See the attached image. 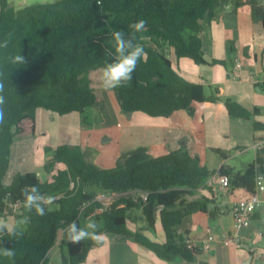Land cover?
<instances>
[{
	"label": "trees",
	"instance_id": "1",
	"mask_svg": "<svg viewBox=\"0 0 264 264\" xmlns=\"http://www.w3.org/2000/svg\"><path fill=\"white\" fill-rule=\"evenodd\" d=\"M245 6L250 7L253 20L264 26V0H60L24 7L0 0V82L5 84L6 98L5 123L0 125V217L17 201L22 212L16 214V221L31 217L30 223L18 226L22 236L7 232L0 236V249L16 253L12 259L0 256V264H49L50 252L58 244L67 250L63 264H83L93 248L104 245L103 234L125 236L164 260L182 256L189 263L195 261L197 249L187 245L181 228L192 214L210 212V198L191 197L217 173L187 146L157 157L139 147L122 153L113 168L104 169L90 164L80 145L65 144L44 165L51 181L28 172L17 173L6 185L5 177L13 146L36 133L39 109L61 116L78 112L85 129L95 127L92 115L104 107L91 74L112 61L105 51L112 47L110 34L116 30L130 34V25L141 19L147 21L146 31L136 36L147 55L133 79L112 91L123 113L172 118L185 110L195 116L198 104L224 101L231 116L254 121L257 131L264 129L256 120L260 108L251 111L231 97L223 99L218 87L209 93L203 84L181 74L171 58L172 51L177 59L190 58L198 65H227L205 58L203 23L230 7L237 11ZM142 36L147 39L141 40ZM17 54L24 57L23 63L14 61ZM260 86L264 90V83ZM59 164L66 167L58 168ZM260 165L263 160L258 156L243 171L223 166L219 174L229 177L232 190L253 195ZM25 185H37L42 194L57 196L53 205L46 206V215L24 208L21 188ZM135 192H148V200L136 198ZM108 196L113 197L109 205L104 200ZM137 210L150 228L161 222L164 242L152 240L142 228L129 227L139 218ZM89 218L103 221L98 238L70 243L63 229L74 220L83 227Z\"/></svg>",
	"mask_w": 264,
	"mask_h": 264
},
{
	"label": "crops",
	"instance_id": "2",
	"mask_svg": "<svg viewBox=\"0 0 264 264\" xmlns=\"http://www.w3.org/2000/svg\"><path fill=\"white\" fill-rule=\"evenodd\" d=\"M13 1L24 7L60 0ZM201 36L205 58L209 62L220 60L228 64L198 65L190 58L177 59L171 51L175 68L188 80L203 84L209 93L218 87L223 99L231 97L251 111L260 108L261 114L256 120L264 124V90L260 86L264 83L263 24L253 20L250 7L237 11L230 7L211 22H204ZM238 63L241 68L237 67ZM111 98L110 104L102 102L107 120L89 130L83 127L78 112L61 116L39 109L36 133L13 146L10 169L16 168L17 173L23 174L34 172L32 169L36 165L44 166L53 158L56 148L65 144L80 145L87 158L102 167H114L122 153L139 147L148 148L150 154L157 157L187 146L217 174L223 166L243 171L259 156L263 165L258 167V174L264 178V150L257 153L253 149L257 139L264 144V129L257 131L254 121L231 116L224 101L198 104L195 116L181 110L172 118H165L151 117L143 112L129 116L122 112L115 97ZM100 138H103V144ZM97 145L106 149L104 153H96ZM65 167L64 164L58 165L61 169ZM47 180H52V174L44 179ZM248 196L243 189L224 188L214 176L205 188L191 197L212 200L209 213L192 214L181 228L186 240L194 241L197 246L192 263L182 256L164 260L125 236L103 234L104 245L93 248L83 264H264V192L260 194L262 203L256 208L251 225L240 229L243 246L225 242L234 232V206ZM10 209L14 211L13 203ZM9 210L4 218L9 217L15 224L14 214ZM136 214L137 221L129 223L133 231L142 228L152 240L165 241L166 234L160 221L155 228H150L142 211L137 210ZM209 227L215 240L210 250H204L202 247Z\"/></svg>",
	"mask_w": 264,
	"mask_h": 264
},
{
	"label": "clouds",
	"instance_id": "3",
	"mask_svg": "<svg viewBox=\"0 0 264 264\" xmlns=\"http://www.w3.org/2000/svg\"><path fill=\"white\" fill-rule=\"evenodd\" d=\"M146 25L147 21L141 19L130 25L132 29L130 34H126L123 30H116L110 34V43L114 47L115 52L113 53L112 47L106 48L105 51L107 56L112 57V61L96 69V72L99 73L100 84L105 91L110 92L123 87L133 79V73L138 63L147 55L143 44L137 42L136 36V33L146 31ZM140 39L144 40L147 37L142 36ZM4 46H7V41H5ZM14 61L23 63L24 57L17 54L14 57ZM4 90L5 84L0 82V125L5 123L4 105L6 98L3 95ZM21 195L23 196V206L27 212L31 213L34 210L38 216L46 215V206L53 205L57 199L54 194H42L37 185H25L21 188ZM20 203L21 201H17V204ZM48 211H51L50 207H48ZM30 220V216H24L13 224L10 222L9 217H0V236H3V230H6L8 236H22L23 232H18V226L27 225ZM98 227L99 224L94 219L89 218L85 221L83 227L74 220L63 231L66 233L70 243L78 244L85 239L98 238ZM15 255L14 249H0V256L12 259Z\"/></svg>",
	"mask_w": 264,
	"mask_h": 264
},
{
	"label": "built area",
	"instance_id": "4",
	"mask_svg": "<svg viewBox=\"0 0 264 264\" xmlns=\"http://www.w3.org/2000/svg\"><path fill=\"white\" fill-rule=\"evenodd\" d=\"M238 68H241V63L237 64ZM253 149L260 153L264 150V144L262 141H256L253 144ZM218 179L220 184L226 188H230V179L228 176H223L221 174L215 175ZM264 192V178L262 176H258L257 178V191L253 195H249L247 198L240 199L236 202L233 213L235 218V228L233 234L225 241L226 244L235 243L239 247L243 246V241L240 236V229L249 227L251 225V222L253 220V216L255 213L256 208L262 203V199L260 194ZM136 198H142L143 200L147 201L149 198L148 192H135L133 193ZM104 200H106V204L109 205L113 201V197H106ZM21 207V204H13L14 210H18V208ZM215 240V235L212 231V228L209 227L207 230V237L203 244L204 250H210L212 242ZM187 245L190 248H197L196 244L192 240H186Z\"/></svg>",
	"mask_w": 264,
	"mask_h": 264
},
{
	"label": "rangeland",
	"instance_id": "5",
	"mask_svg": "<svg viewBox=\"0 0 264 264\" xmlns=\"http://www.w3.org/2000/svg\"><path fill=\"white\" fill-rule=\"evenodd\" d=\"M11 4H13L14 6L16 7H20L21 3L19 2H15L13 0H9ZM91 77H92V80H93V87L97 90L98 92V96H99V99H100V106H101V109L104 107L102 102H107V104L112 101V96L114 97V94L113 92H109V91H105L101 84H100V80H99V73H97L96 71H94L92 74H91ZM111 95V96H110ZM109 108L111 109V106L109 105ZM112 110V109H111ZM92 119L94 120L95 122V127L96 125H99L101 124L104 120H107V114L105 112V107H104V110L102 112V110L100 111H95L94 114L92 115ZM97 139V137H96ZM103 138H100V141L101 143L103 144L102 142ZM96 149V153L97 154H101L103 152V150H106V149H102L101 146L97 145V148ZM104 153V152H103ZM87 161L90 163V164H94V165H97L95 164L93 161H91L90 159L87 158ZM97 166H100V165H97ZM101 168H104V169H110V168H113V167H109V165L107 166H100ZM34 172L38 173V175L41 177L42 180H44L48 174L46 173V170H45V167L44 166H41V165H36L34 169H32ZM213 170V169H212ZM17 173V169L16 168H11L9 169L6 177H5V184L6 185H10L14 176L16 175ZM106 201V200H105ZM14 210V209H13ZM10 213L14 214V216L12 217L13 221L16 223V214H20L22 212L21 210V207L18 208V210H14L12 211V209L9 210ZM98 224H99V227L98 229H100L102 226H103V221L102 220H98L96 218H93ZM87 220V219H86ZM83 221V226H84V223L85 221ZM97 229V230H98ZM62 238V233L60 235V239ZM64 252L66 253L67 250L62 247V246H59L57 245L55 248L52 249V251L50 252V259H49V264H63V254Z\"/></svg>",
	"mask_w": 264,
	"mask_h": 264
},
{
	"label": "water",
	"instance_id": "6",
	"mask_svg": "<svg viewBox=\"0 0 264 264\" xmlns=\"http://www.w3.org/2000/svg\"><path fill=\"white\" fill-rule=\"evenodd\" d=\"M128 115L131 116L132 115V112H129Z\"/></svg>",
	"mask_w": 264,
	"mask_h": 264
}]
</instances>
